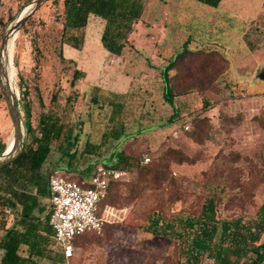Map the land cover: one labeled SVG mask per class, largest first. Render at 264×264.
I'll use <instances>...</instances> for the list:
<instances>
[{
  "label": "rangeland",
  "instance_id": "rangeland-1",
  "mask_svg": "<svg viewBox=\"0 0 264 264\" xmlns=\"http://www.w3.org/2000/svg\"><path fill=\"white\" fill-rule=\"evenodd\" d=\"M34 1L0 0V46L6 27ZM64 12V0H49L22 26L14 42L13 89L25 126L30 123L33 134L39 135L42 115L50 114L65 130L72 129L71 138L63 136L52 143L43 172L51 175L59 170L66 180H87L100 160L111 159L114 151L139 161L147 154L146 166L161 172L144 177L134 168L124 176L116 190V216L108 218L100 234L75 240L73 264H215L208 253L196 262L189 256V235L181 239L175 233H155L150 222L159 215L164 223L175 224L176 232L186 234L181 220L197 217L206 199L214 195L221 221L259 225L264 203V80L260 79L264 0H223L218 8L195 0H148L124 53L134 66H125L134 80L124 94L112 91L121 83L123 68L121 59L111 55L102 60L100 87L87 88L78 66L90 57L85 51L74 62L60 46ZM103 27V20L91 19L87 36L98 38ZM185 45L196 56L179 60L171 73L177 92L191 89L183 101L175 98L180 107L183 102L181 119L135 136L167 123L173 115L163 96L161 70ZM109 100L124 103L116 125L110 121ZM112 129L122 131L120 140L132 136L120 143L109 137ZM13 136L0 93V143L5 150ZM31 140L28 132L26 144ZM68 141L73 143L70 151L79 152L73 163L79 172L61 169L69 158L59 146L66 149ZM87 143L100 149L85 153ZM44 204L49 206V201ZM15 215H8L9 221L13 217L10 222ZM260 229L263 234L257 244L264 243V227ZM54 253L53 249L43 264H63L55 263ZM2 255L0 251V259ZM247 258L239 264H250Z\"/></svg>",
  "mask_w": 264,
  "mask_h": 264
},
{
  "label": "trees",
  "instance_id": "trees-1",
  "mask_svg": "<svg viewBox=\"0 0 264 264\" xmlns=\"http://www.w3.org/2000/svg\"><path fill=\"white\" fill-rule=\"evenodd\" d=\"M147 1L64 0L65 18L60 44L61 49L66 44L81 50L84 46L89 19L91 16H95L104 21L100 38L103 48L111 55L122 57L129 45L131 35L135 32V27L144 15ZM195 1L218 8L223 0ZM185 46L161 70L163 96L166 102L173 107V115L167 123L142 129L135 136L143 134L146 130L170 126L181 119L183 102L180 107L175 98L183 101V98L188 95L191 89L177 92L172 84L173 75L171 73L175 70L179 60L184 59L186 56H196L195 52L188 49V45ZM92 100L97 102L98 98L92 97ZM108 104L112 107L110 121L116 125L121 118L124 103L109 100ZM208 107V102H205L204 108ZM26 126L29 135H32V140L26 144L23 154L15 162L0 168V234L4 232L3 237L0 238V251H3L0 264H43L42 260H48L52 257L51 252L55 246V244L45 240L42 234L43 226H47L49 218L46 219L44 224H40V218L35 215V211H42V199L49 198L50 195L48 187L49 174L43 172V167L51 154L52 143L60 140L63 136L67 139L71 138L72 129L65 130L64 124L50 114L42 115L39 124V135L33 134L30 123H26ZM122 135V131L112 129L109 137L120 140ZM130 136L132 134L126 135L120 140V143ZM72 145L73 143L71 144L68 141L66 149L59 146L63 156L69 158L67 165L61 166V169L67 173L81 170L78 165L73 164L79 152L77 149L71 152L70 146ZM99 147V145L87 143L84 152L92 154L100 149ZM5 149L3 143H0V153L4 152ZM99 165L114 167L124 172V176L134 168L143 172L144 177L151 176L154 172L159 174L154 168L146 166L148 164H141V159L139 161L137 158L119 151H114L111 159L100 160ZM84 174L86 175L87 172ZM159 175H161V172ZM124 176L120 180L110 181L108 197L104 200L102 211L107 206L115 207L116 190L120 181H123ZM78 182L88 185V179ZM217 201V196L212 195L206 199L197 217L189 216L181 220L184 231H188L186 234L185 232L183 234L176 232L177 226L169 222L164 223L159 215L152 219L150 225L155 233H175L181 239H184L186 235L188 238L189 235L187 253L195 262L201 254L208 253L215 264H239L243 258L247 257L250 264L264 263V243L257 244L263 234L260 228L264 227V203L258 212L259 225L255 229L250 226H241V220L221 221L217 216ZM19 206L21 210L18 215V223L21 228L17 224L9 229L6 228L7 214L5 209H17ZM105 225L107 224L105 223L104 227ZM25 246L27 251L23 254L22 247ZM53 259L55 263L63 262V257L58 252L54 253ZM250 259L252 260L249 261Z\"/></svg>",
  "mask_w": 264,
  "mask_h": 264
},
{
  "label": "built area",
  "instance_id": "built-area-1",
  "mask_svg": "<svg viewBox=\"0 0 264 264\" xmlns=\"http://www.w3.org/2000/svg\"><path fill=\"white\" fill-rule=\"evenodd\" d=\"M149 162L150 157L144 154L141 164ZM123 176L124 172L105 165L95 168L88 185L66 180L59 170L51 174L50 225L54 228L55 242L61 250L65 264H71L75 255L73 241L77 237L89 232H102L107 218L98 214L99 204L108 197L110 181L120 180Z\"/></svg>",
  "mask_w": 264,
  "mask_h": 264
},
{
  "label": "crops",
  "instance_id": "crops-1",
  "mask_svg": "<svg viewBox=\"0 0 264 264\" xmlns=\"http://www.w3.org/2000/svg\"><path fill=\"white\" fill-rule=\"evenodd\" d=\"M91 19H93V21H95L96 19H99V18H97L95 16H91L89 21ZM101 33H102V31H101ZM101 33H99L98 38H96V37L94 38L92 34L87 36V33H86L84 46L81 50L72 48L71 46L66 45V44L63 46L64 52L68 51V53L70 54V58L73 59L74 62H78V58L82 57L81 53H85V51L87 53L86 57H90V58H88V61H84V63L82 62L81 66H78V67H80V69L84 73L85 77H84L83 81H84L85 85L87 86V88H89V89H92L93 87H98V88L100 87L99 83H100V75H101L100 70L102 67V60H104L106 58V55H111L110 53H108L103 48V46L101 44V41H100ZM105 53H107V54H105ZM111 58L112 59H118V60L121 59V63H122L121 68H123V70H121V75L119 76L121 83L118 85H114L112 91L114 93L124 94L130 89V86L134 80V76L132 75V73H128V70L125 68V66L128 67L130 65L131 68L133 69L134 68L133 63L128 62L125 55H123L122 57H117V56L111 55ZM117 63H119V62H117ZM124 69H125V72H124ZM60 173H61V171H60ZM50 176L51 175H49V179H50ZM90 176H91V174L87 178L88 180L90 179ZM48 187H49V180H48ZM34 191H35V189H34ZM49 194H50V190H49ZM44 201H49V206H45ZM41 207H42L41 212L38 210L35 211V215L40 218V224L41 223L44 224L46 222V219L49 218L47 226H45V225L43 226V232H42L43 237L45 238V240H48L49 242L55 244V246L53 248L54 251L58 252L62 255L60 248L58 247V245L55 242L54 228L50 225V214H51L50 195H49V198L42 199ZM20 210H21L20 206L17 207V209H11V208L5 209L6 214H7L6 220H8L6 228L9 229V228L13 227L15 224H17V226L20 227L19 223H18V221H19L18 215H19ZM117 211L118 210L116 208L107 206L104 208V210L102 211L101 214L107 218L106 223H108V221H109L108 218L116 216ZM12 213H16L15 218H14V222L13 221L10 222L13 219V217H11L10 221H9V217H8V215H10V214L12 215ZM1 233H3L1 236V237H3L4 232H1ZM89 233H91V232H89ZM75 240L73 241V247H74V250L76 251ZM22 251H23V254H25L27 251V247L26 246L22 247ZM75 255H76V253H75ZM75 255L71 259V264H73V260L75 258ZM62 257H63V255H62ZM62 263L65 264L64 257H63Z\"/></svg>",
  "mask_w": 264,
  "mask_h": 264
},
{
  "label": "water",
  "instance_id": "water-1",
  "mask_svg": "<svg viewBox=\"0 0 264 264\" xmlns=\"http://www.w3.org/2000/svg\"><path fill=\"white\" fill-rule=\"evenodd\" d=\"M49 0H35L27 5L6 27L0 46V93L5 101L13 124V144L8 158L0 163V167H5L15 162L24 152L28 136V129L25 126L16 99L13 97L7 78V55L9 42L12 35L18 32L24 24L34 17L37 12ZM264 80V73L260 75ZM259 264V263H257Z\"/></svg>",
  "mask_w": 264,
  "mask_h": 264
},
{
  "label": "bare ground",
  "instance_id": "bare-ground-1",
  "mask_svg": "<svg viewBox=\"0 0 264 264\" xmlns=\"http://www.w3.org/2000/svg\"><path fill=\"white\" fill-rule=\"evenodd\" d=\"M19 32H20V30L18 32H15L12 35V37L10 39V42H9L8 55H7V78H8V83H9L10 90H11L12 95H13V97L15 99H16V96H15V92H14V89H13V82H14V71H13V69H14V62L13 61L15 60L14 59V54H15L14 53V49H15L14 48V42L18 38ZM12 144H13V140L8 145L9 148L0 154V163L3 162V161H5L8 158V156L10 155L11 148H12Z\"/></svg>",
  "mask_w": 264,
  "mask_h": 264
}]
</instances>
